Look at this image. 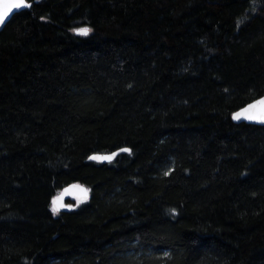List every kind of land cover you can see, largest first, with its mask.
Wrapping results in <instances>:
<instances>
[{"label": "trees", "instance_id": "1", "mask_svg": "<svg viewBox=\"0 0 264 264\" xmlns=\"http://www.w3.org/2000/svg\"><path fill=\"white\" fill-rule=\"evenodd\" d=\"M28 1L0 31V264H264V125L233 120L264 0Z\"/></svg>", "mask_w": 264, "mask_h": 264}, {"label": "snow or ice", "instance_id": "2", "mask_svg": "<svg viewBox=\"0 0 264 264\" xmlns=\"http://www.w3.org/2000/svg\"><path fill=\"white\" fill-rule=\"evenodd\" d=\"M30 7L31 5L26 3V0H0V24H3L5 22V19L14 9L30 8ZM73 31L76 32L78 35L86 37L91 33L92 29L89 27H81V28L73 29ZM242 114L244 115L245 119L256 120L261 123H264V100H261L255 104L248 105L245 109L242 110L241 113H235L233 115V118L238 120L240 119ZM120 151L131 153V149L128 148H122L120 149ZM116 155H118V153H111L107 155H94L89 158L98 161L107 160L111 162ZM68 193L74 194L75 199L78 202H84L88 198L89 190L79 184H73L70 186V188L64 189L63 192L59 193L57 196L52 198L51 210L53 214H58L61 208L71 209L73 207L72 205L65 204L63 202L64 195ZM171 211L175 212L174 209Z\"/></svg>", "mask_w": 264, "mask_h": 264}, {"label": "water", "instance_id": "3", "mask_svg": "<svg viewBox=\"0 0 264 264\" xmlns=\"http://www.w3.org/2000/svg\"><path fill=\"white\" fill-rule=\"evenodd\" d=\"M26 3H28V4H30V5L32 4V2H30V1H28V0H26ZM24 9H26V8L14 9V10L9 14V16L5 19V22H4L3 24H0V31L3 30V28L6 26V24L11 20V18H12L16 13H18V12L24 10ZM261 100H264V96H262V97H260V98H257V99H255L254 101L248 103L246 106H244V107L240 108L239 110L235 111V112L233 113V115H234L235 113H241L242 110L245 109L248 105L255 104V103H257V102H259V101H261ZM233 120H234L236 123L246 122V123H249V124L264 125V123H261V122L256 121V120H248V119H245L243 114L241 115L240 119L237 120V119H234V118H233ZM122 148H128V149H130L129 147H121V148H119V149H117V150H115V151H111V152H97V153H92L89 157H92V156H94V155H107V154H111V153H118V155H116V156L112 159V161H113V160H114L117 156H119L120 154L128 153V152H121L120 149H122ZM89 160H91V161H95V162H98V163L109 162V161H107V160L98 161V160H94V159H90V158H89ZM73 184H79V185L83 186L84 188H87V189H88V187L85 186L84 184L74 182V183H71V184H68L67 186H65V187L60 191V193L63 192L64 189H66V188H70V186L73 185ZM88 190H89V189H88ZM56 196H57V195H56ZM89 198H90V190H89V193H88V198H87V200H88ZM67 200H76L74 194H72V193L65 194V195H64V200H63V202H64L65 204H68V203H67ZM85 201H86V200H85ZM69 205H70V204H69ZM64 210H69V209H68V208H61L60 211H64Z\"/></svg>", "mask_w": 264, "mask_h": 264}]
</instances>
